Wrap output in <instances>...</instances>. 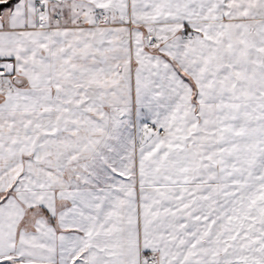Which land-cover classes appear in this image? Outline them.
Returning a JSON list of instances; mask_svg holds the SVG:
<instances>
[{
	"label": "snow or ice",
	"instance_id": "snow-or-ice-1",
	"mask_svg": "<svg viewBox=\"0 0 264 264\" xmlns=\"http://www.w3.org/2000/svg\"><path fill=\"white\" fill-rule=\"evenodd\" d=\"M0 264H264V0H0Z\"/></svg>",
	"mask_w": 264,
	"mask_h": 264
}]
</instances>
